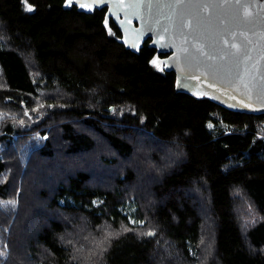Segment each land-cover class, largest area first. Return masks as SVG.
Here are the masks:
<instances>
[{
	"label": "trees",
	"instance_id": "trees-1",
	"mask_svg": "<svg viewBox=\"0 0 264 264\" xmlns=\"http://www.w3.org/2000/svg\"><path fill=\"white\" fill-rule=\"evenodd\" d=\"M66 1L0 0V264H264V114Z\"/></svg>",
	"mask_w": 264,
	"mask_h": 264
},
{
	"label": "water",
	"instance_id": "water-1",
	"mask_svg": "<svg viewBox=\"0 0 264 264\" xmlns=\"http://www.w3.org/2000/svg\"><path fill=\"white\" fill-rule=\"evenodd\" d=\"M71 5L107 7L106 26L113 19L135 52L151 38L155 64L176 74L177 93L264 114V0H67Z\"/></svg>",
	"mask_w": 264,
	"mask_h": 264
},
{
	"label": "rangeland",
	"instance_id": "rangeland-1",
	"mask_svg": "<svg viewBox=\"0 0 264 264\" xmlns=\"http://www.w3.org/2000/svg\"><path fill=\"white\" fill-rule=\"evenodd\" d=\"M0 147H1V145H0ZM135 208H136V207H135L133 204H128V206L125 208V211H126L127 213L132 214V212L135 211ZM131 218L134 219L133 216H131Z\"/></svg>",
	"mask_w": 264,
	"mask_h": 264
},
{
	"label": "flooded vegetation",
	"instance_id": "flooded-vegetation-1",
	"mask_svg": "<svg viewBox=\"0 0 264 264\" xmlns=\"http://www.w3.org/2000/svg\"><path fill=\"white\" fill-rule=\"evenodd\" d=\"M163 56H166V55H163ZM157 59V58H156Z\"/></svg>",
	"mask_w": 264,
	"mask_h": 264
}]
</instances>
